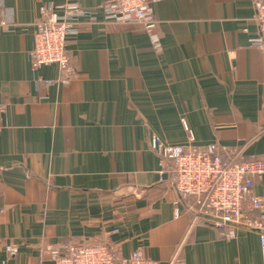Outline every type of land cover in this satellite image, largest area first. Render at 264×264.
I'll return each instance as SVG.
<instances>
[{"label":"crops","instance_id":"crops-1","mask_svg":"<svg viewBox=\"0 0 264 264\" xmlns=\"http://www.w3.org/2000/svg\"><path fill=\"white\" fill-rule=\"evenodd\" d=\"M89 11L67 39L75 72L31 68L43 5ZM105 0H0V263L54 264L49 245L110 237L160 264H263L260 232L233 237L177 205L151 138L264 159V51L254 0H153L163 51ZM49 82V83H48ZM222 147H230L224 152ZM254 192L264 199V176ZM18 252L9 256L6 246Z\"/></svg>","mask_w":264,"mask_h":264},{"label":"built area","instance_id":"built-area-1","mask_svg":"<svg viewBox=\"0 0 264 264\" xmlns=\"http://www.w3.org/2000/svg\"><path fill=\"white\" fill-rule=\"evenodd\" d=\"M153 2L105 0L103 9L112 24L142 27L153 49L161 53L163 45L153 16ZM254 6L259 35L251 39V44L264 51V0H254ZM89 15L77 2L41 6L35 22L31 68L36 71L56 64L60 79L68 82L75 68L67 50V39L79 29L80 18ZM12 24L5 19L0 21V26L5 28ZM4 109L0 100V119ZM151 148L159 156L160 178H167L178 192L177 205L181 202L188 205L197 219L224 230L227 237H233L239 227L258 230L264 255V199L254 192L256 181L264 176V159L243 161L233 157L225 160L216 143L204 148L191 144L171 145L157 136L151 138ZM222 150L226 153L232 149L222 147ZM6 249L11 257L18 252L14 245H7ZM47 250L54 264H160L147 257L142 249L134 250L128 257H119L109 236L62 246L49 245Z\"/></svg>","mask_w":264,"mask_h":264},{"label":"trees","instance_id":"trees-1","mask_svg":"<svg viewBox=\"0 0 264 264\" xmlns=\"http://www.w3.org/2000/svg\"><path fill=\"white\" fill-rule=\"evenodd\" d=\"M237 159H239V157H237ZM239 160H241V159H239Z\"/></svg>","mask_w":264,"mask_h":264}]
</instances>
